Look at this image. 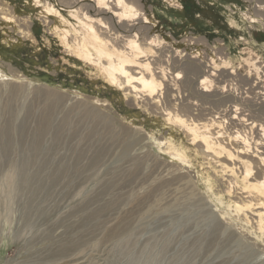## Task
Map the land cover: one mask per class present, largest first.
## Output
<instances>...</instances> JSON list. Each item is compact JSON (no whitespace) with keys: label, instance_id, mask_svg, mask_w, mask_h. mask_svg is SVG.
<instances>
[{"label":"rangeland","instance_id":"rangeland-1","mask_svg":"<svg viewBox=\"0 0 264 264\" xmlns=\"http://www.w3.org/2000/svg\"><path fill=\"white\" fill-rule=\"evenodd\" d=\"M140 2L150 25L129 34L161 56L160 109L264 130V0ZM64 3L0 0V264H264V229L228 174L74 54L54 10L73 26L78 6ZM204 76L230 99L196 96ZM188 97L205 112L181 113ZM248 130L232 132L252 143Z\"/></svg>","mask_w":264,"mask_h":264},{"label":"bare ground","instance_id":"bare-ground-1","mask_svg":"<svg viewBox=\"0 0 264 264\" xmlns=\"http://www.w3.org/2000/svg\"><path fill=\"white\" fill-rule=\"evenodd\" d=\"M62 1L67 6L71 4L78 6L74 8L68 7L73 9L70 12L76 14L73 26L58 11L54 10L60 21L67 24V29L64 28L61 35L66 44L73 49L74 54L84 62L96 64L112 86L120 91L134 95L151 112L163 116L166 122L181 129L191 144L195 145L194 147L198 150L199 155L204 157L209 164L219 167L222 172L228 174V183H233L237 186L240 192L239 195L248 204L247 208L253 211L252 215L256 219L255 225L260 230H263L264 130L261 129V126L256 130L258 127L257 121L251 117L246 120L244 117L237 118L232 116L230 111L227 110L222 115L220 111V113H215L217 117L209 118L208 124L200 123L201 121L199 122L196 119L186 120L184 115L172 114L166 108L160 109L161 93L159 89L161 83L166 81L165 73L161 66V56L160 58L157 56V60L153 58L151 60L146 59L148 57L146 46H153V42L141 44L136 40V35L132 34L133 36H131L129 34L131 32L135 33L137 30L140 32L144 31L150 25L149 20L142 13L141 0ZM82 1L86 2L82 3ZM258 9L264 11V5H260ZM0 15V21L3 24H8L9 19L4 14L3 17L1 13ZM194 71V68H186L185 78L179 82L178 86L182 87L184 92H186L184 85L188 84L187 75ZM178 76L179 74L177 73L173 77L179 79ZM208 83L210 84L211 82H208L206 77L203 78L199 81L197 87L193 88V93L199 97H215L217 100L223 101L230 99V95L228 96L226 93L227 89L224 90L225 87H221L220 82H215L213 93L210 92V89H207ZM168 88L165 91L163 103H167L170 107L174 101V95ZM261 102L264 106V96L261 98ZM196 106L198 105L193 104L191 98H185L181 106V113H191ZM197 110L205 112L199 106ZM260 118L257 119L260 120ZM224 119L228 120L227 123H229L226 131L220 129L222 123L225 122ZM238 126L242 127V129L255 130L256 139L249 143L246 138H241L238 133L232 132V129ZM4 146L0 148L1 152H5L6 147ZM175 157L179 159L178 156ZM222 160L227 162V164L224 165ZM234 177H242L247 184L244 187H239L234 181ZM236 208L239 210L243 209L237 203ZM78 264H81V262Z\"/></svg>","mask_w":264,"mask_h":264}]
</instances>
